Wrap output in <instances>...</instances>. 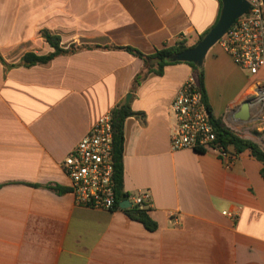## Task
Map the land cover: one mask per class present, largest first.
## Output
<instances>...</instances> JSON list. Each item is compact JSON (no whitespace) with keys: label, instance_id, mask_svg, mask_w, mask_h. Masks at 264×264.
<instances>
[{"label":"crops","instance_id":"crops-1","mask_svg":"<svg viewBox=\"0 0 264 264\" xmlns=\"http://www.w3.org/2000/svg\"><path fill=\"white\" fill-rule=\"evenodd\" d=\"M221 8V0H0V264H264V163L249 152L226 164L212 150H171L169 107L195 74L188 63L159 76L128 51L84 48L21 64L27 53L54 51L44 32L63 49L153 55L184 38L194 44ZM202 68L213 117L264 149V69L249 75L219 44ZM123 105L144 115L124 124V192L149 194L154 230L123 208L77 206L61 167Z\"/></svg>","mask_w":264,"mask_h":264},{"label":"built area","instance_id":"built-area-1","mask_svg":"<svg viewBox=\"0 0 264 264\" xmlns=\"http://www.w3.org/2000/svg\"><path fill=\"white\" fill-rule=\"evenodd\" d=\"M246 1L249 4L247 12L233 23L217 44L240 69L254 76L264 69V0ZM169 110L175 120L170 141L172 151L212 150L226 164L232 163L236 154L232 148L212 149L217 136L195 74L181 86ZM113 133L110 113L95 123L61 163L70 179L77 206L115 210ZM262 144L264 147V135ZM125 200L129 201L130 207L143 210L151 207L147 192L129 194ZM223 214L228 215V212Z\"/></svg>","mask_w":264,"mask_h":264},{"label":"trees","instance_id":"trees-1","mask_svg":"<svg viewBox=\"0 0 264 264\" xmlns=\"http://www.w3.org/2000/svg\"><path fill=\"white\" fill-rule=\"evenodd\" d=\"M44 38L50 47L53 48V52L47 55H37L35 53H27L23 56L21 64L24 67H32L36 65H44L51 62L53 59L60 55H68L77 52L78 50L84 48H100V49H120L125 50L133 55L139 57L144 61L146 68L150 71H153L157 75H162L163 70L166 66L176 63H171L167 60L169 56L175 53L183 52L187 49L193 48L203 37L200 36L196 43L189 44L186 39H182L176 42L173 47L165 48L163 50L157 51L153 55H145L139 52L136 49L131 47H116V46H76L72 45L68 49H63L60 46V38L51 35L48 32H44ZM155 59H160L159 63L153 64L152 61ZM197 77L198 85L200 87L204 104L206 105L211 123L214 127L215 134L217 136V140L215 142V146L212 148L213 150H218L217 147L222 149L232 148L236 154H241L244 152H249L250 155L257 160L264 163V149H262L259 145L254 143L251 140L242 138L238 133L228 128L221 119H216L213 117L211 113V109L209 107L207 96L204 88V73L203 68H199L194 64H189ZM142 80V75L139 74L135 78V84L139 85ZM131 116L141 117L144 115L142 113H135L131 110L129 106L125 107L120 106L114 109L111 112L112 124H113V140H114V185H115V197H116V209H121L120 204L128 197V193L124 192V167H123V151H124V124L127 118ZM205 149H201L198 152H204ZM129 211L131 216L144 224L146 228L149 230L156 229V224L151 220L148 215V210L139 209L138 207H130L126 209Z\"/></svg>","mask_w":264,"mask_h":264},{"label":"water","instance_id":"water-1","mask_svg":"<svg viewBox=\"0 0 264 264\" xmlns=\"http://www.w3.org/2000/svg\"><path fill=\"white\" fill-rule=\"evenodd\" d=\"M221 2L222 8L220 17L208 33H206L193 48L172 54L167 58L168 61L171 63L194 64L199 68L202 67L203 61L209 50L219 42L223 35L231 28L233 23L243 16L249 8V4L246 0H221ZM153 62L159 63L160 59H155ZM248 109L249 101L243 105L242 112L246 114ZM120 207L123 209L129 208V201L125 200L121 202Z\"/></svg>","mask_w":264,"mask_h":264},{"label":"rangeland","instance_id":"rangeland-1","mask_svg":"<svg viewBox=\"0 0 264 264\" xmlns=\"http://www.w3.org/2000/svg\"><path fill=\"white\" fill-rule=\"evenodd\" d=\"M252 91V90H251Z\"/></svg>","mask_w":264,"mask_h":264}]
</instances>
